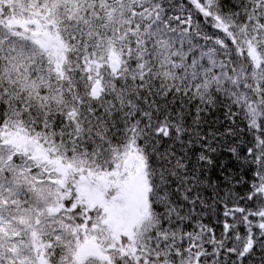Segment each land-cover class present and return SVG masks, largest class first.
Here are the masks:
<instances>
[{"label":"snow or ice","instance_id":"6c2138e0","mask_svg":"<svg viewBox=\"0 0 264 264\" xmlns=\"http://www.w3.org/2000/svg\"><path fill=\"white\" fill-rule=\"evenodd\" d=\"M0 264H264V0H0Z\"/></svg>","mask_w":264,"mask_h":264}]
</instances>
